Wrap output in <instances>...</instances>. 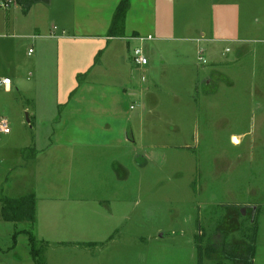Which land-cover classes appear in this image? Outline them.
Here are the masks:
<instances>
[{"label":"rangeland","instance_id":"rangeland-1","mask_svg":"<svg viewBox=\"0 0 264 264\" xmlns=\"http://www.w3.org/2000/svg\"><path fill=\"white\" fill-rule=\"evenodd\" d=\"M91 1L0 0V76L11 80L10 92L0 88V186L10 198L35 184L40 197L69 198L55 209L66 230L48 228L49 203L43 234L0 223V264H35L29 230L48 243L46 264H244L251 248L253 264H264V0H130L129 30L152 37L144 42L106 40L120 0H101L104 11ZM86 17L95 24L77 31L100 37L65 39ZM79 49L90 51L86 62L69 53ZM95 81V100L99 90L108 99L128 91L115 124L123 139L113 137L123 147L116 159L86 162L71 183L56 180L58 111L47 120L76 86Z\"/></svg>","mask_w":264,"mask_h":264},{"label":"crops","instance_id":"crops-1","mask_svg":"<svg viewBox=\"0 0 264 264\" xmlns=\"http://www.w3.org/2000/svg\"><path fill=\"white\" fill-rule=\"evenodd\" d=\"M94 1H97V0L91 1L90 5L93 4L97 6L96 4H94ZM106 1L107 0H104V2ZM98 3H101L102 5L100 6V10L104 11L103 8H105V5H104L105 3H102L101 0ZM131 7H132V3H131ZM72 15L75 17H78V14L76 12H73ZM126 19L127 21L125 24V32L127 33V35L125 36V38L120 39V38H108L107 37L108 39L106 38V40H108L109 42L114 41V40L129 41L130 38H136V37H140L143 35L142 32H140V30L133 29V28L129 30L130 18L127 17ZM96 22L99 23V20H96ZM109 23L110 22H108L107 24L106 22L101 23V25L104 26L102 30H107ZM91 24L93 25L95 24V22H91L90 20H88V17L83 18L82 20L76 19L72 21L71 24H69L70 25L69 28H72L73 35H70L66 37L65 39H67L68 41L70 40L76 41V40H83L87 38L100 37V35H96L95 33H82L81 34L79 33V31H77L80 29L88 30V26ZM199 33H200V37L205 39L204 31L201 30ZM147 36H150V35H147ZM34 37H37V36H34ZM69 53L79 62H86L87 59L90 58L88 57V54L90 53V51H87V50L86 51L80 50V49L79 50H69ZM85 54H87V58H85ZM79 72L82 73L83 71H79L78 69L74 71L77 77H78V74H81ZM209 82H211V80H209L207 83ZM94 86L95 88L103 87L102 83L98 81H95L93 83H88L85 85L79 84L78 86L75 87V91L71 93L69 99L66 101V104L64 105L63 108H61L60 110H57L56 108L58 106H56L55 108V105L53 104L55 108V112L53 113V116L47 121L53 120L52 123H54L56 121L55 115L58 111V115H57L58 120L53 125V129L56 131L58 140H56L52 144L57 145L56 147L55 146L54 147L56 148V150L58 149L60 151L62 150V154L59 157L60 159L59 164L56 163L55 165L54 163L53 165L51 158L47 159V164L50 167H52L53 165L52 169L56 167L57 172H58L57 175L55 176L56 180L63 181L64 177H67L66 183H71L70 180L73 174H78V176H80V174L85 169L83 165L86 164V162L90 163V160L92 158L97 157L99 155L100 157H102L103 154H106V155L111 154V157L113 156V159H116L117 152L121 151L120 148L123 147V146H119L122 144L115 143L118 138L123 139L122 137L123 129L122 127L120 128V126L116 127V125L117 126L121 125L122 120L120 119V117H121V113L123 112L122 105L124 102V97L125 95L128 94V91L125 89L123 92H121L120 95L115 94L113 96H109L110 98L108 99L107 98L108 94L104 93V91L102 90H99L97 92L98 98H96V100H98L99 103H96V100L89 96V94H91V89H93ZM117 89H120V88H117ZM5 91L10 92L11 88ZM135 95H136L135 93L130 92L128 96L130 98H134ZM134 104L131 106L134 107ZM57 105H59V102L57 103ZM129 110L134 111L135 107L133 110L131 109ZM91 115H94V116H91ZM96 117H98L99 119L96 120ZM99 120L103 124L101 123L99 124L98 122H96ZM29 122L31 121L29 120ZM116 123H119V124H116ZM97 130H101L103 133H105L104 137L100 139H95L96 137L94 139L93 138L91 139L90 136H93L92 135L93 131H97ZM114 136H116L117 138L115 142L113 140ZM111 145L113 146L116 145L114 150L111 147ZM100 146H102L101 149H100ZM107 147H110L112 149L108 150ZM91 154H93L91 157H87L88 155H91ZM133 157H135V155H133ZM112 172L115 173L113 169H112ZM2 182L3 181H0V184H2ZM10 188L11 187L3 188L2 186H0V196L1 195L7 196L4 193L8 192L7 190H9ZM70 190H71V186L70 187L68 186L66 188V191H67L66 193L68 194ZM33 193L35 194L36 199H37V203H36L37 221L34 226L36 232L38 234H43L44 232H42L41 229L47 230L45 226L42 227V217H41V220L39 219V217H40L41 206L42 205L46 206V204L48 203L52 205V207H55L54 209L51 210L50 214L56 213V216H55L56 220L48 219V223H46L48 225V228L51 231L62 230L63 227L60 228V225L63 223L64 217L60 214L58 210H55V209L56 208L60 209L64 205V203L69 200L68 196L64 198L40 197L37 194L36 184H35V191H33ZM62 194L64 196L66 195L63 192ZM0 223H4V222L0 221ZM12 225L16 227V224H12ZM63 230H66V229H63ZM43 240H47V239L43 238ZM55 242L58 243L60 246H73V245L79 246L78 244H85L84 243L85 241L82 243H77L81 241L75 242L74 240L73 241L72 240L58 241V239H56Z\"/></svg>","mask_w":264,"mask_h":264},{"label":"trees","instance_id":"trees-1","mask_svg":"<svg viewBox=\"0 0 264 264\" xmlns=\"http://www.w3.org/2000/svg\"><path fill=\"white\" fill-rule=\"evenodd\" d=\"M22 4L30 0H17ZM131 7L130 0H120L111 20L110 27L107 31L108 38H125V24L128 11ZM135 35V34H133ZM37 199L33 192L18 198H10L4 195L0 196V221L12 224L28 223L33 228L37 221ZM19 231L14 234V240ZM29 236L31 254L35 264H46L44 252L48 247L47 242H40L36 239L32 230L26 232ZM15 242V241H14ZM85 246L88 244H78ZM254 248H251L250 258H247L244 264H253ZM241 263V262H240ZM239 264V263H238Z\"/></svg>","mask_w":264,"mask_h":264},{"label":"built area","instance_id":"built-area-1","mask_svg":"<svg viewBox=\"0 0 264 264\" xmlns=\"http://www.w3.org/2000/svg\"><path fill=\"white\" fill-rule=\"evenodd\" d=\"M10 3L11 2L8 1L4 5V7L8 8L10 6ZM131 39H136V40H139L140 42H144V41L152 40V37L151 36H146V37L145 36H140V37L131 38ZM32 53H33V50L30 49L28 51V54L31 55ZM199 59L202 60L201 57ZM132 60H133V63L139 68H143V67L148 65V59L145 57L144 51L140 47L134 48ZM142 79L144 80L143 77H142ZM0 88H4V90H9L11 88V80L9 78L0 76ZM130 109L133 110L134 107L130 106ZM3 126L5 127V125H3ZM5 132H7V130H5Z\"/></svg>","mask_w":264,"mask_h":264},{"label":"bare ground","instance_id":"bare-ground-1","mask_svg":"<svg viewBox=\"0 0 264 264\" xmlns=\"http://www.w3.org/2000/svg\"><path fill=\"white\" fill-rule=\"evenodd\" d=\"M234 143H236L235 139H233Z\"/></svg>","mask_w":264,"mask_h":264},{"label":"water","instance_id":"water-1","mask_svg":"<svg viewBox=\"0 0 264 264\" xmlns=\"http://www.w3.org/2000/svg\"><path fill=\"white\" fill-rule=\"evenodd\" d=\"M163 235H161L160 237H162Z\"/></svg>","mask_w":264,"mask_h":264}]
</instances>
